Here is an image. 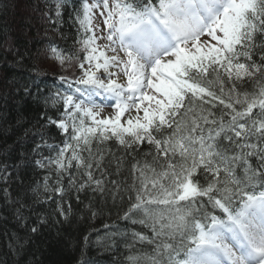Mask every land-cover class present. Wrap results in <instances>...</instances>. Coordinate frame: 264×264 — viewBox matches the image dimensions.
Returning a JSON list of instances; mask_svg holds the SVG:
<instances>
[{
	"label": "snow or ice",
	"instance_id": "snow-or-ice-1",
	"mask_svg": "<svg viewBox=\"0 0 264 264\" xmlns=\"http://www.w3.org/2000/svg\"><path fill=\"white\" fill-rule=\"evenodd\" d=\"M45 7L56 25L72 9L79 47L50 52L66 70L77 63L75 83L84 87L46 95L25 129L38 137L32 148L17 162L0 159V195L20 226L35 235L69 222L71 196L80 203L90 191L99 200L84 204L89 219L109 200L126 205L120 219L127 224L109 247L151 248L130 254L128 264H264V0H55ZM100 96L113 101L112 116H101ZM51 127L65 137L60 144L49 142ZM28 163L44 171L42 183L13 194ZM126 164L130 182L110 179ZM20 239L13 234L17 250Z\"/></svg>",
	"mask_w": 264,
	"mask_h": 264
},
{
	"label": "trees",
	"instance_id": "trees-1",
	"mask_svg": "<svg viewBox=\"0 0 264 264\" xmlns=\"http://www.w3.org/2000/svg\"><path fill=\"white\" fill-rule=\"evenodd\" d=\"M54 2L55 0H0V159L7 157L9 161L17 162L22 153L32 148L38 137L25 136V129L32 128L39 113L44 110V97L50 93L65 92L60 80L69 71L75 76L81 74L75 61L67 70H41L43 58L48 56L45 47L49 43L54 42L57 48L66 46L65 51L72 52L78 48L76 41L80 38L79 26L70 18L71 7L64 11L63 22L59 25L50 24L44 18L43 13L48 11L45 6H51ZM68 3L78 6L79 0H68ZM49 15H52L50 11ZM51 55L53 56L52 53ZM82 55L84 56L79 54L80 59L83 58ZM72 84L74 88L75 81ZM25 86L30 89V93L24 92ZM37 87L41 90L39 94L36 92ZM245 87L252 90L251 85ZM48 133L55 137L50 143L60 144L65 139L55 127L48 129ZM109 147L113 152L119 153L114 142L110 141ZM144 147L147 148L146 145ZM129 169L130 164H126L119 177L111 176L110 179L127 177L130 182ZM20 175L24 183L14 184L10 189L13 194L42 183L45 173L28 163L22 167ZM80 197L82 202L78 203L75 196H71L73 212L69 222L53 223L49 227H43L39 234L32 235L27 228L20 226L14 217L13 207L6 205L0 195V264H128L127 257L130 254H138V250L151 252L148 246L137 245L131 250L123 245L118 248L108 246L115 231L123 230L127 224L120 219L126 205L117 201V205L113 207L109 200L104 205L103 214L89 219L84 204L91 201L95 205L99 197L90 191L80 193ZM39 207L42 211H47L44 205ZM215 214L220 215L218 211ZM55 219L61 218L57 216ZM132 227L151 235L147 228L139 225ZM13 234L21 238L19 243L22 247L18 250Z\"/></svg>",
	"mask_w": 264,
	"mask_h": 264
},
{
	"label": "rangeland",
	"instance_id": "rangeland-1",
	"mask_svg": "<svg viewBox=\"0 0 264 264\" xmlns=\"http://www.w3.org/2000/svg\"><path fill=\"white\" fill-rule=\"evenodd\" d=\"M99 19L98 18V22H99ZM106 34V33H105ZM202 39H207V37H203ZM100 43H104V41H100ZM48 52V51H47ZM54 58V57H53ZM52 59V55H51V52H48V56H44L43 58V63H42V72H49L51 70H55V68H57V70L61 67H59L58 65H56V62L54 61H50ZM82 59V58H81ZM49 69V70H48ZM76 69V68H75ZM75 69H70V70H75ZM51 71V72H53ZM57 72V71H56ZM62 73H63V70H62ZM61 73V74H62ZM69 74H66L67 76H74V74L72 75V73H70V71L68 72ZM121 82H123V80H121ZM96 100V103L100 104V103H103L104 104V110L103 112L101 113V116L102 117H108V116H112L114 113H115V108L112 105L113 101L111 99H105L104 96H101L100 100L97 101V99L95 98ZM142 114V113H141ZM129 114L126 113L125 114V118H127ZM125 118H122V122H124V119Z\"/></svg>",
	"mask_w": 264,
	"mask_h": 264
},
{
	"label": "bare ground",
	"instance_id": "bare-ground-1",
	"mask_svg": "<svg viewBox=\"0 0 264 264\" xmlns=\"http://www.w3.org/2000/svg\"><path fill=\"white\" fill-rule=\"evenodd\" d=\"M52 37H54V33L52 34ZM55 39V38H54ZM55 45V43L53 42V43H49L46 47H45V51H48V52H50V48L52 47V46H54ZM59 49H63V50H66V46H63V47H60ZM50 61H55L56 62V65H58L59 67H61V69H64L65 67H62L60 64H59V62H58V60L54 57V58H52Z\"/></svg>",
	"mask_w": 264,
	"mask_h": 264
}]
</instances>
